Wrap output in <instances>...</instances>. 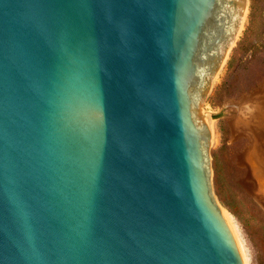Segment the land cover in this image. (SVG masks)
I'll use <instances>...</instances> for the list:
<instances>
[{"label": "water", "instance_id": "1", "mask_svg": "<svg viewBox=\"0 0 264 264\" xmlns=\"http://www.w3.org/2000/svg\"><path fill=\"white\" fill-rule=\"evenodd\" d=\"M238 0H0V264H245L199 104Z\"/></svg>", "mask_w": 264, "mask_h": 264}, {"label": "rangeland", "instance_id": "2", "mask_svg": "<svg viewBox=\"0 0 264 264\" xmlns=\"http://www.w3.org/2000/svg\"><path fill=\"white\" fill-rule=\"evenodd\" d=\"M248 1L243 28L199 113L212 122V185L244 263L264 264V25L249 29Z\"/></svg>", "mask_w": 264, "mask_h": 264}, {"label": "trees", "instance_id": "3", "mask_svg": "<svg viewBox=\"0 0 264 264\" xmlns=\"http://www.w3.org/2000/svg\"><path fill=\"white\" fill-rule=\"evenodd\" d=\"M249 16L251 19V26L249 29L254 26L255 21H257V23L261 22V24L264 25V0H252Z\"/></svg>", "mask_w": 264, "mask_h": 264}, {"label": "bare ground", "instance_id": "4", "mask_svg": "<svg viewBox=\"0 0 264 264\" xmlns=\"http://www.w3.org/2000/svg\"><path fill=\"white\" fill-rule=\"evenodd\" d=\"M239 4L241 5L242 7V10H241V17H240V23H239V27L237 28V32H236V36H235V39L232 43V45L235 43L237 37L239 36V33L241 32L242 28H243V25L245 23V20L247 18V13H248V0H238ZM230 51V50H229ZM229 54V53H228ZM228 56V55H227ZM220 71V70H219ZM219 73V72H218ZM218 73L216 74L214 80L216 79ZM209 118V117H208ZM210 122V121H209ZM212 122H210V127H211V130H212ZM212 137H213V131H212ZM229 216V215H228Z\"/></svg>", "mask_w": 264, "mask_h": 264}]
</instances>
